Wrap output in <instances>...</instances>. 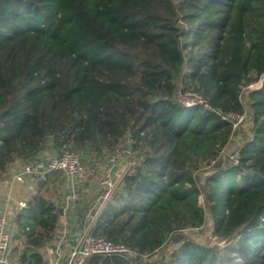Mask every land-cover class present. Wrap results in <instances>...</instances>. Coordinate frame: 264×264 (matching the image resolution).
<instances>
[{
    "label": "trees",
    "instance_id": "obj_1",
    "mask_svg": "<svg viewBox=\"0 0 264 264\" xmlns=\"http://www.w3.org/2000/svg\"><path fill=\"white\" fill-rule=\"evenodd\" d=\"M48 146L134 163L91 234L137 256L84 264H264V0H0V179ZM46 182L16 217L21 264L56 237ZM207 216L215 243L185 233Z\"/></svg>",
    "mask_w": 264,
    "mask_h": 264
},
{
    "label": "crops",
    "instance_id": "obj_2",
    "mask_svg": "<svg viewBox=\"0 0 264 264\" xmlns=\"http://www.w3.org/2000/svg\"><path fill=\"white\" fill-rule=\"evenodd\" d=\"M51 154H57V152L48 146L39 156ZM110 154L104 152L98 157L94 153L91 156L86 155L84 172L77 177L67 178L63 173L54 171L43 178L31 180L29 184L13 180L10 169L15 163L12 164L9 172L0 179V215L6 217V230L11 237L5 264H21L19 250L22 244L15 239L18 232L16 217L28 204L35 201V196L41 190V184L45 179L47 182L44 183V189H51L50 193L61 214L56 237L50 243L46 241L45 259L47 264L67 263L68 255L75 247L80 235L96 221L97 216L94 211L102 190L101 179L109 171L116 180H121L124 175L126 162L123 165L112 166L109 161ZM69 198L71 199L67 202ZM20 202H25L27 205L20 207ZM40 231L46 239L44 229L40 228ZM16 247L17 250H15Z\"/></svg>",
    "mask_w": 264,
    "mask_h": 264
},
{
    "label": "built area",
    "instance_id": "obj_3",
    "mask_svg": "<svg viewBox=\"0 0 264 264\" xmlns=\"http://www.w3.org/2000/svg\"><path fill=\"white\" fill-rule=\"evenodd\" d=\"M263 77L253 84L248 86V89H258L261 87ZM180 101L181 98H180ZM185 105H192L197 102H203L198 97H193L190 100L182 101ZM229 119L233 123V130L236 131L243 119L244 115H230ZM231 164L237 165L239 162V152L237 147L227 156ZM127 160L125 148H116L109 156V161L112 166L123 165ZM214 162V161H213ZM14 167L10 169L13 180L25 184H29L33 179L43 178L54 171L63 173L67 178H74L84 172V162L81 155L75 151L64 149L60 153L47 156H37L31 162L23 163L16 159ZM133 164H130L125 169L124 175L131 171ZM123 175V176H124ZM121 180L113 178L111 172L105 174L101 179L102 190L98 204L94 214L98 216L106 204L111 200L116 192ZM71 198L67 200L70 201ZM27 203L20 202V207H25ZM6 217L0 215V264L6 263V254L9 251L11 237L6 230ZM92 226L80 235L75 247L68 255L66 264H84L85 260L94 254H119L127 259H133L137 256V252L122 243H114L104 237H96L91 234Z\"/></svg>",
    "mask_w": 264,
    "mask_h": 264
},
{
    "label": "rangeland",
    "instance_id": "obj_4",
    "mask_svg": "<svg viewBox=\"0 0 264 264\" xmlns=\"http://www.w3.org/2000/svg\"><path fill=\"white\" fill-rule=\"evenodd\" d=\"M246 92H247V89L244 90L245 95H246ZM244 94H243V100L246 99ZM193 97H196V96L186 95V96H182L181 100L182 101H185L186 99L190 100ZM248 127H249V116H248V114H246L244 116V119H243L240 127H239L238 133L233 137V139L229 142V144L223 149V151L221 153L222 158H226L231 153V151L237 147L239 141L242 139L241 138L242 132H240V131L242 129H244V132L247 133V131H249ZM130 164L134 165L133 161L128 156L126 163L124 164V165H126L124 168L126 169V167L129 166ZM211 169H212L211 165H206L202 171L197 172V175L200 178H203ZM185 233L188 236H190L192 239H194L195 241L200 242V243H215L216 242V238L213 235L212 227L210 225V220H209L208 216L206 218L205 224L201 228L187 229V230H185ZM150 257H148L147 260L152 258V257L151 258Z\"/></svg>",
    "mask_w": 264,
    "mask_h": 264
},
{
    "label": "water",
    "instance_id": "obj_5",
    "mask_svg": "<svg viewBox=\"0 0 264 264\" xmlns=\"http://www.w3.org/2000/svg\"><path fill=\"white\" fill-rule=\"evenodd\" d=\"M81 157H82L83 159H85L87 156H86V155H84V154H82V155H81Z\"/></svg>",
    "mask_w": 264,
    "mask_h": 264
}]
</instances>
